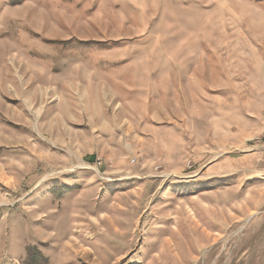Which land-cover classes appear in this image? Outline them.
<instances>
[{
	"label": "rangeland",
	"instance_id": "rangeland-1",
	"mask_svg": "<svg viewBox=\"0 0 264 264\" xmlns=\"http://www.w3.org/2000/svg\"><path fill=\"white\" fill-rule=\"evenodd\" d=\"M0 264H264V0H0Z\"/></svg>",
	"mask_w": 264,
	"mask_h": 264
}]
</instances>
